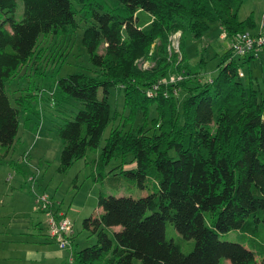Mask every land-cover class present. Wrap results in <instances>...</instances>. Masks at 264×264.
<instances>
[{"label":"trees","instance_id":"16d2710c","mask_svg":"<svg viewBox=\"0 0 264 264\" xmlns=\"http://www.w3.org/2000/svg\"><path fill=\"white\" fill-rule=\"evenodd\" d=\"M118 1L126 12L89 11L83 43L95 75L80 72L57 82L64 96L82 105L60 129L59 171L100 147L103 133L117 119L110 95L118 87L129 113L124 128L114 127L103 148L104 164L123 160L108 182L116 190L122 179L136 181L141 189L151 183L155 192L139 199L101 193L103 212L83 222L96 243L79 250L75 233L71 260L62 264H264V241L256 229L264 225V90L256 89L252 79L244 84V72L239 76L264 49L237 57L231 47L255 22L239 19L242 0ZM23 5V19L17 22L18 0H0V11L7 15L0 16L2 157L14 145L21 115L6 83L21 68L41 64L48 37L77 26L71 0H23ZM139 12L148 14L145 27ZM214 22L230 47L221 56L218 75L203 83L184 66L182 39L187 33L202 38ZM179 33L177 52L171 38ZM102 44L105 53L99 54ZM139 59L154 67L142 70ZM173 77L182 79L170 83ZM139 113L143 124L132 129ZM49 200L37 211L58 215L61 210ZM169 223L185 241H195L191 252L167 238ZM249 224L254 226L243 232ZM230 232L243 233L244 243L221 240ZM41 236L51 239L49 232Z\"/></svg>","mask_w":264,"mask_h":264},{"label":"rangeland","instance_id":"374dc122","mask_svg":"<svg viewBox=\"0 0 264 264\" xmlns=\"http://www.w3.org/2000/svg\"><path fill=\"white\" fill-rule=\"evenodd\" d=\"M242 1L239 18L242 20L246 16L252 17L256 27L259 19L261 20L264 15V0ZM71 2L76 12L77 26L68 28L65 33L58 36L48 37V52L41 64L32 63L21 68L6 83V92L11 104L21 111V115L18 134L11 151L6 157H2L0 153V264H40L26 261L25 246L40 250L36 243H42L39 240L41 232L37 234L33 229L29 235H25L26 238L29 237L26 242L23 239L24 235L22 236L21 233L16 235L8 228L12 217L20 213V217L25 216L33 223L40 224L45 235L47 217L37 211L46 204L42 199L44 196L49 197V203L54 202L68 213L75 227L76 248L82 250L96 243V236L84 228L83 222L103 212L98 205L101 193L105 196H130L139 199L155 192L151 183L145 189H141L136 181L122 179L119 189L116 190L108 182V178L119 171L117 167L123 160L115 158L110 163L104 164L103 148L114 127L124 128V117L129 113L125 107L123 91L118 87L112 89L110 95L112 115L117 116V119H113L103 133L100 147L89 150L86 157L74 160L66 172L59 171L64 148L60 129L67 121L75 118L82 105L77 100L64 96L59 88L57 89V82L80 72L95 75L96 68L83 43L84 33L91 19L89 11L96 9L103 13L126 12L124 5L118 0H71ZM88 4H92L93 7ZM23 14V0H18L15 20L20 22ZM138 15L141 19L140 23L145 27L149 22V17L146 19L148 14L139 12ZM0 16L3 19L7 17L1 11ZM255 27L248 29L249 33L252 34ZM223 35L219 24L215 22L210 24L208 32L202 38H195L191 33L184 35L182 39L184 66L192 73V77L200 76L202 82L206 83L218 75L221 56L230 47V40ZM176 36L174 50L178 52L177 44L181 42L180 33ZM171 48L173 50V47ZM104 53L105 45L102 44L99 54ZM137 64L142 70L154 67L153 63L145 59H139ZM250 69H243L245 78L241 81L248 84L252 79L254 87L263 91L264 54L260 59L252 61ZM56 89L57 93L53 98L51 92ZM150 117H155L153 108ZM142 124L143 116L139 113L132 129H137ZM129 129L130 126L126 130ZM25 155L28 156V161L24 159ZM101 175L105 176L104 180L100 179ZM251 226L254 225L249 224L247 230L243 232L250 231ZM256 229L260 232L261 241H264V225L257 224ZM167 238L179 244L184 253L191 252L195 245L194 240L185 241L172 223L167 226ZM220 238L223 241L244 243L243 233L240 232L222 234ZM53 248L58 247L53 246ZM226 264L230 262L227 261Z\"/></svg>","mask_w":264,"mask_h":264},{"label":"built area","instance_id":"2783aa9c","mask_svg":"<svg viewBox=\"0 0 264 264\" xmlns=\"http://www.w3.org/2000/svg\"><path fill=\"white\" fill-rule=\"evenodd\" d=\"M176 37V35L172 37L173 48H175L176 45L174 41ZM177 45L179 47V43ZM231 47L237 57L254 54L264 49V35H253L251 33L242 34L231 44ZM239 76H244L243 70H239ZM180 79L182 78H171L170 83H175ZM42 199L46 203L42 208H46L48 205V197L44 196ZM46 217L50 238L55 241L61 249L66 250L69 248L71 250V238L75 235V227L72 220L64 214L59 213L58 215H54L50 211L46 213Z\"/></svg>","mask_w":264,"mask_h":264},{"label":"crops","instance_id":"0c3cea01","mask_svg":"<svg viewBox=\"0 0 264 264\" xmlns=\"http://www.w3.org/2000/svg\"><path fill=\"white\" fill-rule=\"evenodd\" d=\"M250 17V16H249ZM249 17H244V19H240L241 21L247 20ZM264 15L262 16V19L258 21L257 26L255 29L252 31L253 35H264ZM148 17H146L147 19ZM224 36V35H223ZM264 54V51L261 52L260 56L262 57ZM57 209L61 210V214L67 215L68 213L64 211L62 208L58 207ZM18 215L12 217L11 220V225L8 229L12 230L11 232L16 233H21L23 236V239L28 242L29 237H25V235H29V233L34 229L37 234L38 232L43 233L42 231V226L35 227L38 225V223H33L32 220L28 219L25 216L20 217L21 215ZM45 234H48L47 227L44 231ZM16 234V235H18ZM35 236V235H34ZM35 240H38L35 238ZM42 243H36L40 247V250L37 249H32L29 246H25L26 249V261L28 262H35V263H40V264H54L56 262H59L58 264L66 263L69 259V255L71 254V250H63L59 247V245L54 242L52 239L49 240H44V237L39 239ZM77 242V240H76ZM53 246L58 247L57 249H54ZM70 252V253H69ZM70 260V259H69ZM51 261V262H49ZM54 262V263H53Z\"/></svg>","mask_w":264,"mask_h":264}]
</instances>
